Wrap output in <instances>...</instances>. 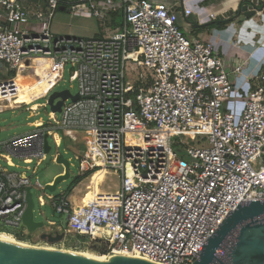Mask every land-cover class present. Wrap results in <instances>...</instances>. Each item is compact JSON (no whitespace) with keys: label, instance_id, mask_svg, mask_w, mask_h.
Masks as SVG:
<instances>
[{"label":"built area","instance_id":"obj_1","mask_svg":"<svg viewBox=\"0 0 264 264\" xmlns=\"http://www.w3.org/2000/svg\"><path fill=\"white\" fill-rule=\"evenodd\" d=\"M200 1L205 0L185 1L184 17L194 12L193 2L200 15L206 13ZM120 7L122 29L109 27L108 36L61 35L51 28L60 8L109 21L110 12ZM227 10L206 16L216 20ZM179 16L154 0H45L35 12L20 0H0V102L18 91L21 72L43 76L51 64L60 66L61 76L46 93L67 64L71 81L79 85L78 99L64 102L60 117L50 111L46 124L36 119L30 123L36 130L0 143V228L21 227L30 236L27 243L42 247L60 249V242L70 241L74 249L96 246L108 258L139 254L159 264H192L209 234L241 200H264V68L248 78L250 90L236 114L226 105L252 50L233 36L223 38L225 29L214 30L206 41L191 38L180 29ZM131 71L142 82L137 107L128 105L134 88L127 81ZM132 123L162 141L155 137V142L129 146ZM45 132L57 148L64 137L83 141L73 149L79 174L114 168L120 182L88 204H78L71 195L46 194L67 222L62 226L49 220L38 234L23 224V214L27 187L32 186L27 170L37 159L34 173L47 155ZM131 134L135 140L143 135ZM196 136L202 138L184 139ZM14 157L23 159L25 170L10 169L19 167ZM38 200L41 206L48 202L43 194ZM44 232H64L65 237L51 243L41 238Z\"/></svg>","mask_w":264,"mask_h":264},{"label":"rangeland","instance_id":"obj_2","mask_svg":"<svg viewBox=\"0 0 264 264\" xmlns=\"http://www.w3.org/2000/svg\"><path fill=\"white\" fill-rule=\"evenodd\" d=\"M24 5H36L41 0H20ZM27 3V4H26ZM45 4V0H42V4ZM87 23V24H86ZM87 25V26H85ZM90 27V28H89ZM110 27V19L109 21H102L97 17H92L90 19L81 16V15H73L67 9H58L52 19L51 28L52 30L61 35H76L83 36L84 34H88L90 36H96L97 34H102V36H108L110 31L108 28ZM50 66V65H49ZM48 68L43 70V73L48 72ZM71 66L66 65L63 69V76L60 81L54 86V91H62L65 89H69L73 94L78 93L79 85L78 81H71ZM54 72L56 74L55 78L58 80L61 76V68L60 66H56L54 68ZM42 74L40 71H34L32 73H23L21 78L17 79L18 83V91L13 94L9 99H3L0 102V143L5 142L16 135H22L31 131L36 130L34 126H31L30 123L36 119H42L45 124L48 122L49 112L51 108L49 105L45 106L44 103L47 102V98L52 92H44L42 95L38 96V85L39 81H41ZM130 85L137 86L138 84H142L140 81V77L137 71H131L129 77L127 79ZM56 82V81H55ZM45 88V82L42 83L41 89ZM51 88V87H50ZM38 96V97H37ZM38 98V99H37ZM234 97L228 101V107L234 110L233 100ZM37 99V100H36ZM39 101L37 111L32 113L30 109L33 106L34 101ZM32 102V103H31ZM71 100L65 101V104L70 103ZM7 104V105H5ZM37 113V114H36ZM32 114H34L32 116ZM61 114L58 113V117ZM131 126V124H130ZM138 139L143 143L148 144L155 142V137L152 134H148L145 132ZM128 136H132L131 131L127 132ZM184 138V137H183ZM201 136H196L194 139H190L188 137L184 138L187 141H198ZM179 137L175 138L178 140ZM50 142L52 144V150L49 154L46 155V158L37 166L36 171L33 173L32 170L37 165V159L30 164L31 170H27L28 175L31 177L32 182V194L35 201V217L37 220L45 221V227L38 230V234L43 231L47 226V222L49 220H55L58 224L62 226H66L67 216L62 215L56 212L54 205L52 202L46 197V194H54L56 196L63 195H71V199L75 202H87L89 199L94 200L96 195L101 190H112L117 189L119 185V171L114 168H109L111 171L108 173L107 169L100 168L97 171L92 172L87 175L83 180H81L76 187L73 188L72 194H70V185L75 176L79 174V162L74 158L73 149L79 148L82 145V140H79L77 143L74 142L69 137H64V141L59 148L56 147L53 139L50 138ZM176 149H179L176 147ZM60 152L63 157H66L71 162V178L68 180L61 181L55 191H50L48 189L41 190L37 183L39 182L41 185L45 186L52 180L55 179L57 175L62 171L63 166L56 161L53 160L54 155ZM96 159H99V155L95 156ZM14 162L19 167H10L11 170L23 171L25 170L27 164L24 163L22 158L14 157ZM100 162V161H99ZM3 164L6 165V162L3 161ZM39 194H43L47 199V203L44 206H41L38 200ZM69 240H72L69 238ZM26 242V241H25ZM32 245H36V243H30ZM43 246L44 244H37V246ZM60 249L65 251H78V252H87L94 254H102V252L97 251L95 248L91 246H84L81 249H74L72 247V243L70 241L60 242L58 244Z\"/></svg>","mask_w":264,"mask_h":264},{"label":"water","instance_id":"obj_3","mask_svg":"<svg viewBox=\"0 0 264 264\" xmlns=\"http://www.w3.org/2000/svg\"><path fill=\"white\" fill-rule=\"evenodd\" d=\"M264 9V0H241L238 8L229 9L217 16L216 21L233 19L242 14L247 17ZM78 93L69 89L52 91L47 98L51 111L61 113L64 102L75 101ZM0 126V132H1ZM44 150H52L49 134L43 135ZM56 162L64 166V171L57 175L46 189L55 191L58 184L71 178V162L59 155ZM27 206L23 214V224L30 232H36L44 226V221L35 217V201L32 186L27 187ZM64 232L42 233L41 238L51 243L64 239ZM207 244L203 245L192 264H264V200L242 201L235 210H230L213 234H209ZM0 264H159L139 254H112L108 259H98L67 252L63 249L46 247H27L26 245L0 239Z\"/></svg>","mask_w":264,"mask_h":264},{"label":"crops","instance_id":"obj_4","mask_svg":"<svg viewBox=\"0 0 264 264\" xmlns=\"http://www.w3.org/2000/svg\"><path fill=\"white\" fill-rule=\"evenodd\" d=\"M161 1L166 3L172 9H175L179 12L178 25L180 29L191 38H199L203 41L209 39L210 35L216 29H225L223 31V38H229L233 36V39L237 42L238 45L247 48L249 51L252 50V54L249 57L245 70L243 74L235 79V90L232 94L234 110L231 109L236 114H240L244 106V100L246 98L247 92L250 90L251 84L248 83V78L251 74L258 72L264 68V9L257 12L251 17H247L242 14L239 17L233 19L225 18L223 20H228L227 23L222 26H211L213 19H209L208 12L216 11L223 12L226 9H233L241 0H205L204 2L200 1V5L207 8V12L200 15L198 8L196 7L197 3L193 2L194 12L189 17H184L183 15V6L187 0H154ZM197 1V0H192ZM36 5H24L26 8L35 12L40 6H44L41 1H37ZM191 3V2H190ZM27 4V3H26ZM88 19L92 18L90 16H84ZM87 24V23H86ZM87 26V25H85ZM90 28V27H89ZM111 28V27H110ZM113 29V28H111ZM96 36L102 37V34H97ZM104 36V35H103ZM83 37H92L88 34H84ZM227 67L232 68L231 62H227ZM228 103V102H227ZM39 106V104H34ZM227 108L228 104L226 105ZM35 107V106H34ZM230 109V108H229ZM64 171L63 169L60 173ZM110 173V170H107ZM59 173V174H60ZM50 182H53L50 181Z\"/></svg>","mask_w":264,"mask_h":264},{"label":"bare ground","instance_id":"obj_5","mask_svg":"<svg viewBox=\"0 0 264 264\" xmlns=\"http://www.w3.org/2000/svg\"><path fill=\"white\" fill-rule=\"evenodd\" d=\"M37 65H39L38 63H35ZM56 66H59L57 64H51V68L49 69V71L42 76L41 78V81H39V85H38V96L42 95L44 92H46L54 83L55 81H57V79L55 78L56 74L54 72V68ZM38 68H41V66L39 65ZM23 72H21L18 77L16 78L19 79L21 78V75H22ZM45 82V88L42 90L41 87H42V83ZM37 96V97H38ZM37 104V103H35ZM7 105V104H5ZM35 106V107H34ZM33 108L34 109H37L38 106L37 105H33ZM138 131V132H145V133H148V134H152L153 131H151L150 129L148 128H144V127H139L137 125H135V123H132V126H129L127 128V132L129 131ZM127 144L129 146L131 145H146L145 143H143L141 140H135V138L133 136H128L127 135ZM97 155V153L94 154V157ZM94 200H91L89 199L87 202H77L78 204L80 203H84V204H88L89 202H92ZM0 239L2 240H7V241H15V242H20L24 245H26L27 247H39V245L37 246L36 245H32V244H29L25 241H21V240H18L14 235L8 233V232H0ZM42 247V245H41ZM48 248V247H46ZM67 252H70V253H74V254H79V255H83V256H88V257H94V258H98V259H108V256H105V255H98V254H94V253H87V252H78V251H67Z\"/></svg>","mask_w":264,"mask_h":264},{"label":"trees","instance_id":"obj_6","mask_svg":"<svg viewBox=\"0 0 264 264\" xmlns=\"http://www.w3.org/2000/svg\"><path fill=\"white\" fill-rule=\"evenodd\" d=\"M228 20H221V21H213L211 23V26H219L222 27L227 23ZM123 22H124V10L123 7H120L118 9H115L113 11L110 12V27L113 28L114 30H121L122 26H123ZM141 84H138L137 86H134V88L129 92L128 94V105L132 106V107H137L136 104V94L139 90ZM39 101H35L33 102V104L38 103ZM35 121V120H34ZM132 126V124H131ZM151 127V126H150ZM93 171H88L87 173L81 175L78 174L77 176H75L71 182L70 185V194L72 193V190L74 187H76L78 185V183L83 180L87 175L91 174ZM0 231H6L9 233H13L15 235V237L18 240L21 241H26L27 239H29L30 236L24 234L23 229L21 227H15V226H11V225H3L0 228ZM74 240V239H73ZM71 240V241H73ZM93 248H95L97 251L102 252L103 251L101 249H99L96 246H91ZM98 255H102V254H98Z\"/></svg>","mask_w":264,"mask_h":264}]
</instances>
